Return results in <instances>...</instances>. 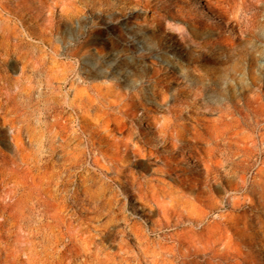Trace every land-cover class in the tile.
<instances>
[{
  "label": "rangeland",
  "instance_id": "1",
  "mask_svg": "<svg viewBox=\"0 0 264 264\" xmlns=\"http://www.w3.org/2000/svg\"><path fill=\"white\" fill-rule=\"evenodd\" d=\"M2 151L0 264H264V0H0Z\"/></svg>",
  "mask_w": 264,
  "mask_h": 264
},
{
  "label": "bare ground",
  "instance_id": "2",
  "mask_svg": "<svg viewBox=\"0 0 264 264\" xmlns=\"http://www.w3.org/2000/svg\"><path fill=\"white\" fill-rule=\"evenodd\" d=\"M203 4H205V6L207 7V9L209 10V12H211L212 14H215L216 15V13L215 12H213V10L210 8V6H209V4L208 3H203ZM8 153L7 152H5V151H2V152H0V167H1V164H2V162H3V160H6V157H8ZM4 164H6V163H4ZM4 164H3V166H4ZM6 166H9V164H6ZM20 167V166H19ZM1 169V168H0ZM13 180V179H12ZM12 182V181H11ZM13 182H14V180H13ZM7 184H8V182L6 183V186H7ZM4 185V184H3ZM10 185L11 186H16V187H27V186H30V183H27V182H22V181H16V182H14V183H12V184H9V186L8 187H10ZM4 188V187H3ZM7 188V187H6ZM14 188V187H13ZM8 189V188H7ZM10 189H12V188H10Z\"/></svg>",
  "mask_w": 264,
  "mask_h": 264
}]
</instances>
